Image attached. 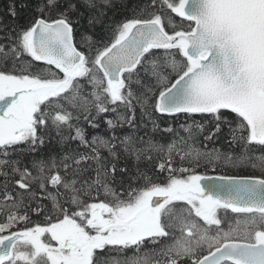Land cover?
I'll use <instances>...</instances> for the list:
<instances>
[{
  "label": "snow or ice",
  "instance_id": "1",
  "mask_svg": "<svg viewBox=\"0 0 264 264\" xmlns=\"http://www.w3.org/2000/svg\"><path fill=\"white\" fill-rule=\"evenodd\" d=\"M0 264H264V0H9Z\"/></svg>",
  "mask_w": 264,
  "mask_h": 264
},
{
  "label": "trees",
  "instance_id": "2",
  "mask_svg": "<svg viewBox=\"0 0 264 264\" xmlns=\"http://www.w3.org/2000/svg\"><path fill=\"white\" fill-rule=\"evenodd\" d=\"M9 0H0V14H3L6 10V6L8 4ZM126 13H121V15H125ZM119 19V17H117ZM183 120V117H181V121ZM167 126L166 124H162L161 127ZM207 174H224L222 172L220 173H213L211 170L208 171ZM229 174H237V173H229ZM241 175L248 174V173H239ZM38 219L36 216H33V220Z\"/></svg>",
  "mask_w": 264,
  "mask_h": 264
},
{
  "label": "water",
  "instance_id": "3",
  "mask_svg": "<svg viewBox=\"0 0 264 264\" xmlns=\"http://www.w3.org/2000/svg\"><path fill=\"white\" fill-rule=\"evenodd\" d=\"M209 175H216V174H209Z\"/></svg>",
  "mask_w": 264,
  "mask_h": 264
}]
</instances>
